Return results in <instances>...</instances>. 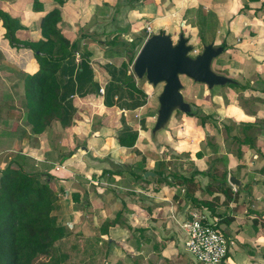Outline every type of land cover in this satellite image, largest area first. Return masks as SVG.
<instances>
[{
    "label": "crops",
    "instance_id": "obj_1",
    "mask_svg": "<svg viewBox=\"0 0 264 264\" xmlns=\"http://www.w3.org/2000/svg\"><path fill=\"white\" fill-rule=\"evenodd\" d=\"M33 1L0 2L24 27L16 34L20 40H40V20L58 7L52 0H38L42 11L34 12ZM244 4L245 0H69L59 7V28L70 42L76 43L77 49L73 57L62 64L57 77L61 103L73 124L63 128L59 122H53L39 135L32 134L31 127L22 124L23 105L20 113L8 107L4 110L7 105L18 108L17 99L24 98L23 78L34 74L38 64L31 50L10 47L3 37L5 30L0 22V172L11 162L13 167L22 166L29 172L48 177L59 198L58 208L52 213L57 224L68 226L73 236L89 239L97 250L105 243L104 251L108 254L104 256L109 264H186L180 260V254L191 264H197L184 250L186 236L182 223L191 209L206 211L211 219L218 221L232 219L228 226L216 221L217 228L232 237L229 238L237 244L234 250H238H233L222 264H261L264 261V149L258 157L251 147L249 150L254 154L248 157L249 150H243L247 154L241 151L242 154L233 156L221 154V147L214 146V151L211 149L201 158H189L195 163L192 167L184 163L176 164L177 168L167 166V170L174 172L168 176L170 184H167L155 175L158 170L154 169L155 160L145 154L155 142H150L151 145L143 142L144 147H138L152 129L156 112L150 97H145L142 105L143 96L123 84L125 73L126 76L133 74L131 66L123 69L130 50L129 45L128 50L123 45L118 46V41L134 42L138 53L139 45L160 31L171 35L173 40L182 30L188 40L198 41L203 37L205 42L215 44L225 39L231 42L232 50H224L221 56L231 54L248 66L237 72L241 79L247 81V75H256L263 88L252 84L247 89H252L259 105H264V13L257 16L244 9ZM248 6L258 8L260 3ZM186 15L188 20L195 16L199 20L184 22ZM152 29L160 30L152 32ZM237 40L239 43L235 44ZM134 81L135 88L144 94L146 90L140 82L135 78ZM100 89H104L103 94L99 93ZM231 106L224 110L228 113ZM237 110L242 118L234 116V119L241 124L264 121L259 111ZM192 120L193 117L183 114L174 116L165 130L160 131L171 154L183 161H187L186 153L192 152L194 144L199 146L197 137H203V129L195 131L188 126ZM132 132L137 133L135 146H119L117 138ZM158 134L151 135L152 139ZM215 152L220 156L214 162L222 160L224 163L223 167H218L220 174L217 172L216 176L226 173V183L214 180L217 177L212 170L216 165L211 167L212 163H204L209 156L216 155ZM139 153L145 156L140 161L136 156ZM146 173L154 175L145 177ZM204 173L208 174L204 176ZM178 176L193 178V184L199 186L194 196L212 202L217 207L214 216L209 209L189 202L186 190L176 185ZM229 176L243 181V192L228 184ZM209 185L212 186L210 192ZM221 186L231 187L232 194L215 190ZM247 186L252 187L248 189L252 190L250 194L246 193ZM247 198L252 200L251 206ZM118 213H121L119 223L110 227L106 235H101V226L113 221ZM148 242L155 243L154 249L161 243L158 258L151 260L149 254L143 253Z\"/></svg>",
    "mask_w": 264,
    "mask_h": 264
},
{
    "label": "trees",
    "instance_id": "obj_2",
    "mask_svg": "<svg viewBox=\"0 0 264 264\" xmlns=\"http://www.w3.org/2000/svg\"><path fill=\"white\" fill-rule=\"evenodd\" d=\"M52 1L58 7L46 13L40 20L41 39L38 41H24L17 38V32L23 30L24 27L0 6V22L5 30L4 39L8 41L11 48L31 50L38 64V70L34 74H26L23 78L25 122L31 127V133L34 135L42 134L53 122H59L63 128L73 124L72 117L65 112L60 100L61 85L57 75L62 64L73 57L77 45L70 42L59 28L61 22L59 7L69 0ZM254 3H260V6L258 8L248 6ZM243 7L258 16L259 13H264V0H245ZM32 10L42 11L38 0L33 1ZM128 45L130 55L127 64H123L124 70L132 65L137 55L135 43H124L125 50H128ZM223 45L225 46L224 43ZM123 84L136 94L143 96L144 100L141 101L143 105L146 96L135 88L133 74L126 76L125 73ZM227 86L244 90L248 88V85L238 82ZM241 126L243 136H245L242 143L251 147V141L247 135L257 125L242 123ZM136 140V132L117 138L119 146L125 148H133ZM201 155L197 154V157L201 158ZM155 175L164 181L168 180V176H164L161 170L155 171ZM215 178L214 180L221 184L226 183L227 174L224 173ZM175 179L176 185L186 190V197L191 204L209 209L211 215L214 216L217 207L212 202L201 201L194 196L195 189L199 186L193 184L192 177L178 176ZM49 183V178L43 173L29 172L18 165L13 167L11 162L0 172V264H36L41 258L46 261L40 264H63L65 257H69V252L64 247L71 239L77 240V243H74L68 249L69 251H74L73 249L76 248L84 251L86 248L84 239L70 234L68 226L58 225L52 216L58 208L59 198L58 193ZM211 187V185L207 186L209 192ZM215 190L226 195L230 192L232 194L231 187L221 186ZM238 194L236 192L235 196ZM234 202L237 203V200ZM120 217L121 213H118L113 221L105 222L99 229L101 235H106L110 227L119 223ZM216 221L219 225L226 226L232 223L229 217ZM91 242H89L90 246L93 247ZM92 255L93 252L91 257ZM95 255L96 253L93 257ZM228 256L229 254L226 259Z\"/></svg>",
    "mask_w": 264,
    "mask_h": 264
},
{
    "label": "rangeland",
    "instance_id": "obj_3",
    "mask_svg": "<svg viewBox=\"0 0 264 264\" xmlns=\"http://www.w3.org/2000/svg\"><path fill=\"white\" fill-rule=\"evenodd\" d=\"M186 17H187V15H186ZM198 20H199V18L197 19V16H195V18H191V20H188V17L186 20V18L184 17V22L198 21ZM159 30H153L152 29V32L159 31ZM183 31L185 32V30H182L181 33H184ZM186 35H188V32H186ZM205 41L206 40L203 37H201L198 41L197 40L196 41L189 40V43L193 46V49H194V52L191 54L192 56H196L197 54L201 53L203 45L209 44V42L207 43ZM222 42L225 44V50L226 49L232 50L231 42H228L225 39L220 41V42H215V45H219ZM234 43L238 44L239 40L235 41ZM123 44L124 43H122L121 41H118V46L120 48H122ZM128 44H130V43H128ZM142 44L139 46L141 47ZM127 62H128V60H127ZM230 66H232V67H230ZM245 67L246 66L244 65L243 62L241 63L236 58L234 59L231 54L230 55L227 54L226 57L221 56L220 58L216 59L213 63V66H212L213 70L216 73H218L220 75H224L226 77H229V78L233 79L234 81H237L239 84H242V85L247 84L248 86H251L253 84V86H257L258 88H263V85L257 81L256 75H254V76L253 75L252 76L247 75V78H248L247 81L241 79L239 73H237V72H240ZM246 68H248V66ZM130 70L132 71L131 68H130ZM181 81L183 84V90L181 91V94L184 97V100L192 106V110L197 113L193 117V120L190 122V124L188 126L194 127L193 130H195V131L196 130L201 131L203 129L204 131L201 133V136H203V137H202V139H201V137H197V139L199 138L198 141H200L199 146L197 144H194L193 149H192L193 153L191 151L189 153H186L187 156L185 157L186 158L185 160H187V161H183L182 158H180L174 154H171L172 150L165 145V143H164L165 141L163 140V138L161 136L162 132H159L156 139L153 140L151 137V130L147 131V133L144 137L146 139H142L140 141L141 143L140 142L138 143V147L140 149H142L144 147V144L147 145V144H150V142H152V143L155 142L153 146L150 144L151 148H152L151 151H148L145 153L146 156H149L151 160H155L154 169H158V170L163 171L164 176H171L174 174V172L171 170H167V166L168 167L173 166V168L174 167L177 168V167L181 166V164L184 163V164L192 167L195 163H194V161L189 160V158L194 159L195 157H197V154H202V155L204 153L208 154L211 152V149L214 151V146H218V147L220 146L221 147V154L225 153V154H231L233 156H235L237 154L240 155L242 153H239V152H241L243 150H249L251 147H252V149H255L254 151H255L256 156L259 157L260 154H262L261 150L264 149V131H263L264 130V121L261 122L262 120H257L255 122L256 123L255 125H257V126H255L252 131L248 132L247 138L251 141V147H249L248 145H245L242 143V140L244 139L245 136H243V130H242L241 122L235 121V119H234L235 118L234 116H236L238 118H242V113H240V111L237 109H241L242 111L245 110V111H247V113L250 112V110L255 111V112L259 111L260 113H262V116L264 117V110H263L264 105H259V103H258L259 100L256 97L257 94L252 92V89L251 90H249V89L244 90V89H235L232 87L224 86V87H215L212 90H207V88L205 86L195 84L192 81H190L184 77L181 78ZM139 82H140V86L146 90V91H144V95L146 96V98L150 97L149 101L152 104V109L155 107L154 111L156 112L157 108H158L157 96L162 91V85H159L157 87H152L149 84H147V82L145 80H142ZM16 95H18V94L16 93ZM17 100H18V108L13 107V106L11 108V107H9L10 105H7L4 108V110H7V107H8V108L20 113L21 112L20 107L24 104V98L22 100V98L19 97V99H17ZM229 105H233V106H231V108L228 109V113H227V111H225L224 109ZM218 109H221V112L220 111L218 112L217 111ZM226 110H227V108H226ZM245 111H244V113H245ZM206 113H209V115H207ZM174 116L175 117L180 116V113H174L172 117H174ZM22 124L26 125L25 118H23ZM186 138H187V136H186ZM143 142H144V144H143ZM196 148H197V150H196ZM243 152L245 154H247V153L250 154V156H248V157H252V154H254V153H251L250 150L247 151V153L245 151H243ZM215 153H216V155H211L208 157V159H205L206 161H204V163H206L208 165H210L212 163L210 165L211 167L215 166V165L217 166V168L214 167L216 170L215 169L212 170V173L216 176V175L220 174V172H218L219 171L218 167L219 168L223 167L224 163L222 160H221V162L218 161V163L214 162L220 156L217 154V152H215ZM139 154L140 155H136V156H137V159L140 161L145 156H143V155L141 156V153H139ZM258 160H260V158H258ZM251 161L255 162L253 160V158L251 159ZM242 162L244 163L245 161L242 160ZM176 164H180V165L176 166ZM190 171H191V169L188 167V172H190ZM217 172H218V174H216ZM38 173H36V174H38ZM206 174H208V173H204V176ZM167 184H170V183L167 182ZM250 188H252V187L251 186L246 187V193L247 194L248 193L250 194V191H252V190H248ZM247 199H248V206H251L252 200H250L249 198H247ZM221 209H224V208H221ZM260 223H262V222H260ZM76 236L78 237V235H76ZM227 236L232 238L228 234H227ZM146 237L152 238L151 236H148V235H146ZM90 239H92V238H90ZM84 240H85L84 242H86V248L84 249V251H81L80 249L77 250V248L73 249L74 251L68 250V249H70V247L74 243H77V240L73 241V239H71L65 245L64 249H66V251L69 252V257H67V256L65 257V259H64L65 262L63 264H109L106 260V256H104L105 253L108 254L107 251H104L106 249L105 243L100 247V249L98 248V250H97V247L93 248L92 246H90V243H89L90 240L89 239H84ZM231 240H233V239H231ZM154 245H155V243L148 242L146 245L147 246L146 249H143V253L147 254V255L149 254V257L152 258L151 260L158 258L156 254L158 252H161L158 248V246H161V243L156 245V249L153 248ZM235 245L237 246L236 242L234 243L233 247L231 246L229 255H231L232 251L235 249L234 248V247H236ZM148 249H150V251L147 252L146 250H148ZM237 251L238 250H234V252H237ZM92 252H93V255L96 253L95 257H93V255L91 257ZM152 252H154V253H152ZM158 256L161 257V255H158ZM179 257H180V260L183 261V263L191 264L190 263L191 261L187 257H185L184 255L180 254ZM45 261H46V259L41 258V259H38L36 264H40V263L45 262ZM231 261H232V259H231ZM261 264H264V261H261Z\"/></svg>",
    "mask_w": 264,
    "mask_h": 264
},
{
    "label": "water",
    "instance_id": "obj_4",
    "mask_svg": "<svg viewBox=\"0 0 264 264\" xmlns=\"http://www.w3.org/2000/svg\"><path fill=\"white\" fill-rule=\"evenodd\" d=\"M223 42L215 45L213 42L203 45L201 53L196 56L193 46L183 33L178 34L174 41L166 33L150 35L145 39L135 56L131 69L136 81L145 80L152 87L162 85V91L157 96L158 108L151 129V135L165 130L174 113L194 117L197 113L184 100L181 94L183 84L181 78H186L195 84L203 85L207 90L236 84L233 79L216 73L212 66L224 52ZM154 175L146 173L145 177ZM228 184L238 192L244 191L242 180L228 177Z\"/></svg>",
    "mask_w": 264,
    "mask_h": 264
},
{
    "label": "built area",
    "instance_id": "obj_5",
    "mask_svg": "<svg viewBox=\"0 0 264 264\" xmlns=\"http://www.w3.org/2000/svg\"><path fill=\"white\" fill-rule=\"evenodd\" d=\"M146 31L151 32L149 27ZM99 93L103 94L104 89H100ZM182 229L186 236L184 250L197 264H222L231 246H234L233 240L217 228L216 220L211 219L206 211L189 210Z\"/></svg>",
    "mask_w": 264,
    "mask_h": 264
}]
</instances>
